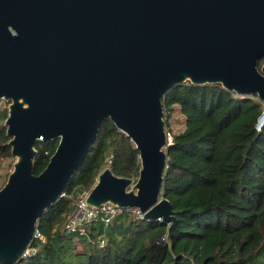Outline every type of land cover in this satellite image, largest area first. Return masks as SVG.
I'll list each match as a JSON object with an SVG mask.
<instances>
[{"label":"water","instance_id":"95a60500","mask_svg":"<svg viewBox=\"0 0 264 264\" xmlns=\"http://www.w3.org/2000/svg\"><path fill=\"white\" fill-rule=\"evenodd\" d=\"M263 57L264 0H0V103L10 101L16 158L0 189V264L20 259L106 118L134 143L141 168L135 181L105 167L87 202L138 207L169 225L170 242L163 96L190 81L264 101ZM55 139L35 174L36 142Z\"/></svg>","mask_w":264,"mask_h":264},{"label":"trees","instance_id":"16d2710c","mask_svg":"<svg viewBox=\"0 0 264 264\" xmlns=\"http://www.w3.org/2000/svg\"><path fill=\"white\" fill-rule=\"evenodd\" d=\"M263 63L264 57L259 67ZM162 99L165 113L177 106L184 118V129L167 148L172 162L162 188L177 216L171 241L159 242L168 234L167 223L128 215L108 229L93 226L81 249L76 236L53 234L73 208L77 188L93 185L109 152L113 173L139 176V151L106 118L64 195L39 219L37 228L47 242L36 243L38 251L26 264H264V124L258 127L264 101L221 84L190 81L172 87ZM9 141L5 123L0 124V164L13 158ZM57 146L58 139L36 142L35 174L46 168ZM102 234L107 238L103 246Z\"/></svg>","mask_w":264,"mask_h":264},{"label":"built area","instance_id":"2783aa9c","mask_svg":"<svg viewBox=\"0 0 264 264\" xmlns=\"http://www.w3.org/2000/svg\"><path fill=\"white\" fill-rule=\"evenodd\" d=\"M168 134V146L173 144V136ZM113 162V155L110 154L106 160V167L111 166ZM97 178L93 185L96 183ZM84 189L73 202V208L66 215L65 222L62 226V233L67 236H76L77 238L82 236H88L90 230L93 226L97 224H103L105 228L111 226L118 218L128 215L135 220L145 219L144 213L138 207L125 208L115 205L111 202L100 205L99 207L91 206L87 202L88 195L91 188ZM59 227V226H58ZM58 228L53 230L56 232ZM106 235L102 234L99 237L100 244L103 246L106 242ZM167 241V235L163 236L159 242ZM37 242L46 243L47 236L43 235L41 231L37 228L33 241L28 244L27 248L22 253L20 259L13 264H26L29 259L38 251Z\"/></svg>","mask_w":264,"mask_h":264},{"label":"rangeland","instance_id":"374dc122","mask_svg":"<svg viewBox=\"0 0 264 264\" xmlns=\"http://www.w3.org/2000/svg\"><path fill=\"white\" fill-rule=\"evenodd\" d=\"M9 104H10V101H5V100H3L0 103V124H4L6 121V118L8 116V111H9ZM165 118H166V122L168 121V125H166V129L171 136H173L176 133H179L180 131H182L184 129V118H183V115L181 114V112L177 106H175L174 110H172L171 113H165ZM108 155H110V152ZM15 161H16V158L13 157V158L7 159L5 162L0 164V189L5 185V183L8 180L10 173L14 169V162ZM105 167H106V162H105ZM137 178H138V176L133 177V179L135 181L137 180ZM81 192H82L81 188L80 187L77 188L75 195H74L73 202H75L76 197ZM121 219L122 218H120V220ZM64 222L58 227V231H60L61 233H62V226H63ZM106 229H108V227ZM113 230L115 233H120V230L118 228H114ZM84 238H87V237L82 236L80 238L79 237L75 238V242L77 243L78 249H81L83 247V245H84L83 239ZM105 240H106V242H105V244H106L107 238H105Z\"/></svg>","mask_w":264,"mask_h":264}]
</instances>
